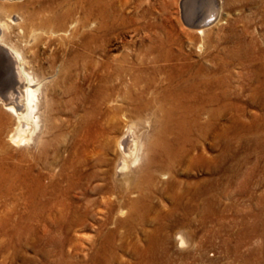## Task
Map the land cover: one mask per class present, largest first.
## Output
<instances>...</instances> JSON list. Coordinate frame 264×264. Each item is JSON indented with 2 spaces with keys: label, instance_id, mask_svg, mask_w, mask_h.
Returning <instances> with one entry per match:
<instances>
[{
  "label": "rangeland",
  "instance_id": "rangeland-1",
  "mask_svg": "<svg viewBox=\"0 0 264 264\" xmlns=\"http://www.w3.org/2000/svg\"><path fill=\"white\" fill-rule=\"evenodd\" d=\"M75 1L69 0L68 4L72 6ZM197 1L204 10L211 2ZM111 2L118 19L109 35L107 55L101 52L93 57L86 52L85 57L76 60L73 51L80 46L73 36L75 23L69 22L63 30L53 18L55 12L66 8L62 0H0V19L6 23L1 40L22 55L25 70L31 73L34 85L39 88L41 119L35 137L44 136L51 145L48 157L39 163L44 182L49 185L48 174L54 171L59 175L64 164L69 166L68 172L78 183L81 179L75 172L79 170L86 175L95 169L92 160L98 143H81L85 137L80 121L90 105L87 102L80 106V102L90 87L104 82L101 76L105 71L97 68L96 63L108 56H119L117 64L126 52L135 58V53L152 44L156 35L172 36L170 45L162 47V53L171 49L179 54L178 65L186 66L190 62L197 69L203 63L208 72L222 68L227 97L220 106L207 103L206 109L200 112L199 124L193 126V135L189 136L193 162L183 160L171 173L174 180L182 183L176 194L190 188L191 193L186 195L190 197L187 207L178 208L170 215L173 192L165 188L166 191L156 193L152 198L154 208L144 214V221L136 219L130 229L119 228L112 253L115 256L111 257L110 264H137L159 225L164 226L160 235L168 238L157 253L161 264H264V104L255 94L264 78L261 72L264 0H219L222 7L219 19L209 26L205 35L194 34L185 24L183 0ZM30 15H34L33 20ZM78 16L77 13L73 20ZM172 63L159 61V71L143 63L140 66L144 71L140 76L142 83L153 76L165 82ZM113 81L117 83L115 78ZM130 90L132 94V85ZM213 109H217L216 118H212ZM155 115L160 117L159 113ZM255 120L259 127L250 129L249 124ZM15 123L17 116L0 103V264H95L97 247L92 244L102 231L104 205H95L91 214L75 223L74 228L68 229L67 224L74 210H83L86 195L99 199L107 194L89 189L83 194L77 188L72 189L68 198L76 207L64 210L67 220L62 223V241L53 240L51 231L61 206L55 205L51 210L34 206L30 191L22 186L23 181L27 183L30 179V164L40 148L34 142L14 144L10 135ZM158 124L154 125L156 130ZM108 157L115 158V155L111 152ZM110 166L105 164L99 168L109 170ZM166 181L161 175L159 188L165 187ZM110 228L117 229V226L111 224ZM103 231H106L104 227ZM179 235L186 240L182 246Z\"/></svg>",
  "mask_w": 264,
  "mask_h": 264
},
{
  "label": "bare ground",
  "instance_id": "bare-ground-1",
  "mask_svg": "<svg viewBox=\"0 0 264 264\" xmlns=\"http://www.w3.org/2000/svg\"><path fill=\"white\" fill-rule=\"evenodd\" d=\"M62 2L66 8L55 12L53 18L63 30L68 27L69 22L75 23L73 36L77 39L80 48L73 51L75 52L73 57L76 60L83 58L86 52L92 56L98 53L107 55L111 41L109 35L113 32L114 24L118 19L115 14L116 7L111 0H76L72 6L68 4L69 0H62ZM198 3L197 0L194 3L192 0H183L185 24L194 34L205 35L209 26L218 21L222 7L219 0L208 2L205 10ZM77 13L79 18L73 20ZM30 18L33 20L34 15H30ZM5 24L0 19V103L17 116V123L11 132L10 140L14 144H32L34 142L40 148L39 154L34 155L33 162L30 164V179L27 183H23V181L22 186H26L30 191L34 206L41 205L42 208L48 210H51L55 205L61 206L60 216L57 221H54V229L51 231L53 240L58 239L59 242L62 241L63 236L62 223L67 220L64 210L69 211L72 207H76V204H73L68 198V193L77 188L83 194L88 189L95 193L107 194L99 199L86 195L82 204L83 210L81 212L74 210L73 215L68 217L67 228L85 220L84 217L91 214L95 205H104L105 208L101 209L105 214L101 225L102 231H99L97 240L92 244L93 247L95 245L97 247L93 261L95 264H110L111 257L115 256L112 253L115 250V240L119 236V228L130 229V225L136 219L144 221V214L154 208L152 198L156 193H161L166 189L173 192L174 205L169 211L170 215L188 203L190 197L186 195L190 188H183L184 191L180 195L176 194L182 183L174 180L171 173L179 162L183 160L193 162L194 153L191 155L189 136L193 135V126L199 124L200 112L206 109L207 103L220 106L226 99L225 81L221 75L222 68L217 67L208 72V67H204L203 63L197 69H194V65H191L190 62L186 66L178 65L179 54L171 49L162 53V47L170 45L172 36L162 38L157 35L152 39V44L135 53V58L131 53L126 52L121 55L117 64L115 63L116 60H119L117 55V57L108 56L106 60H100L96 64L97 68H102L105 71L101 76V80L104 82L98 86L90 87L89 93L86 92L84 99L80 102V106H85L89 102L90 109L81 118L80 127L84 131L83 137L85 138L83 142L79 141L85 144L98 143L97 154L92 160V168L95 169L91 172L88 171L86 175H82L79 170L75 172L74 174L81 179L78 183L70 175L71 172H68L69 166L62 164L63 169L60 168L62 172L59 175L54 171L48 174L47 178L50 181L48 185L44 182L41 172L43 168L39 169V163L43 162L42 160L47 156L51 146L50 140L45 139L44 136L35 137L41 119L39 88L34 85L31 73L29 74L25 70L23 60L21 61L22 55L13 47L2 42L1 36L3 28L6 27H4ZM24 26L26 27L25 24ZM102 41L104 45L100 44ZM240 56L241 53H238V57ZM162 60L174 61L170 64L171 73L167 72L169 75L165 82L153 76L152 79L142 83L143 80L140 76L144 71L140 66L143 63H149L153 66V71H159L158 63ZM261 72L264 74V67ZM113 78L117 80V83H113ZM131 85L134 87L132 94L130 93ZM255 94L262 99L264 104V78L262 86L256 88ZM148 95L151 96L149 99ZM161 98H163L162 102ZM114 102H116L115 105L108 106L109 103ZM215 110L217 111V109H213L211 112L212 118L217 117L218 113ZM156 113H159L160 117H155ZM158 122L159 129L156 130L154 125ZM257 122L255 120L249 124L250 129L258 128ZM149 128L152 129V133L147 134ZM184 135L186 138L183 137ZM111 152L115 158L108 157ZM105 164L111 165L109 170L99 168ZM161 175L167 179L166 186L163 188H159ZM95 181L96 183L93 184ZM119 214H126V216L118 218ZM156 219L157 217H154V221ZM111 224L116 225L117 229L110 228ZM103 227L106 231H103ZM163 227V225H159L156 230L154 229L155 235L153 233L152 236L149 235V243L142 250L141 259L137 264H161L157 253L160 251L162 243L168 240L165 236L160 235ZM185 241V238L179 235L180 246L184 245Z\"/></svg>",
  "mask_w": 264,
  "mask_h": 264
}]
</instances>
